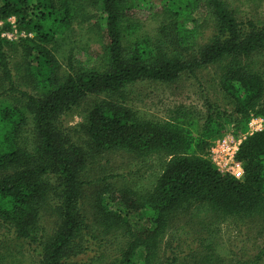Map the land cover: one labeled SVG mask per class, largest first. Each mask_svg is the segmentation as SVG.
Here are the masks:
<instances>
[{"label": "trees", "instance_id": "1", "mask_svg": "<svg viewBox=\"0 0 264 264\" xmlns=\"http://www.w3.org/2000/svg\"><path fill=\"white\" fill-rule=\"evenodd\" d=\"M257 2L264 4L165 0L160 26L140 35L134 0H0V34L13 18L24 35L18 42L0 36V230L38 245L33 264H73L88 239L108 237L124 242L108 264H179V246L169 243L165 253L163 245L167 234L172 241L188 235L176 218L264 221V127L238 147L240 180L207 157L224 126L245 132L251 117L264 119V14L242 9ZM98 14L106 41L95 62L78 64L73 26L96 25ZM209 66L219 72L229 112L206 101L201 117L178 106L154 120L130 104L138 84H173ZM112 153L140 163L155 156L160 173L141 191L116 186L118 176L101 162ZM49 212L56 217L46 232L40 223ZM130 213L141 227L133 228ZM201 245V264H220L229 253L212 231ZM261 260L264 247L251 264Z\"/></svg>", "mask_w": 264, "mask_h": 264}, {"label": "rangeland", "instance_id": "2", "mask_svg": "<svg viewBox=\"0 0 264 264\" xmlns=\"http://www.w3.org/2000/svg\"><path fill=\"white\" fill-rule=\"evenodd\" d=\"M134 2L136 5L131 10V17L138 20L141 24L139 34L152 35L164 18L162 4L165 0H134ZM242 9L252 15L264 14V4H260L259 2H257V4H251L249 7H243ZM195 17L199 19V17L202 18L203 16L198 14ZM95 19L97 22L96 25L86 27V25L79 26L75 23L73 26V36L76 41L74 60L78 64L89 65L91 62H95L101 50L99 43L106 41L103 16L99 15V17ZM8 22L9 30L14 28L20 35L21 33L18 32L15 27L14 19L10 18ZM209 35V30L203 31V38ZM20 38L24 37H18L14 42H18ZM15 54L19 59L17 53ZM218 75L219 72L217 68H210L209 66L207 69L200 70L194 78L184 77L173 84H138L132 88V93L129 96L132 100L130 104L142 115L154 120L169 119L172 111L178 106L193 110L196 114H199L198 117H201L205 112L206 101L216 103L229 112L230 108L224 105L225 101L218 86ZM86 105L88 106V104L81 106L78 110L72 112L70 117H67L68 126H76L79 122L78 112L81 111V109H85ZM245 126V132H242L240 127L236 128L233 124L224 126L220 132V136L216 137V139L222 135L233 134L235 138L243 141L245 137L264 127V119L260 117H251ZM104 157L108 158H106L107 161H105L106 159L101 160L105 165L104 169H107L108 173L112 172V175L118 176V180L115 179L113 181L116 186L126 184L132 189L135 188L141 191L150 188L160 173V164L155 156L145 159L142 163L134 162L120 153L106 154ZM207 157L209 159V154ZM211 164L218 172L224 174V171H220V166L212 162ZM48 202L53 206L57 203V200L53 197H49ZM44 217L45 219L43 218L40 224L45 226L47 232V229H49L48 226H50L47 224L55 219L56 214L54 212H49L46 213ZM128 220H130L133 228L143 225V221L138 219L136 213H130L128 215ZM175 220L176 221L173 223L174 226H185L184 229L188 235L182 236V238H178L176 241H172L167 234V236H164L163 245L165 253L169 251L166 248L169 243L176 251L177 246H179L178 250L180 253L177 254L179 257V264H201L198 259V257H200L199 254L204 251L201 242L209 231H212L217 240L223 243L224 247L229 250L228 255L223 258L220 264H251L258 256L260 250L264 247V221L262 220L227 217L223 222L209 221L207 223H200L195 219L182 216H180L178 220L177 218ZM205 226L208 229H205ZM3 233L6 234V232L0 230V234ZM11 234H6V236L3 237L6 242L4 246L0 248L2 254L0 264H33V262L38 261V256L36 254L38 245H27L25 241L17 237L16 239ZM88 240L87 251L71 259V263L108 264V262L118 255L119 245L124 243L122 239L118 237H108L107 239H98L95 241L91 239ZM258 263L264 264V260Z\"/></svg>", "mask_w": 264, "mask_h": 264}, {"label": "built area", "instance_id": "3", "mask_svg": "<svg viewBox=\"0 0 264 264\" xmlns=\"http://www.w3.org/2000/svg\"><path fill=\"white\" fill-rule=\"evenodd\" d=\"M1 26L2 23L0 22V30ZM0 36L7 41H16L18 37H24L23 34L19 35L14 28L10 32L3 31ZM241 142L233 134L222 135L211 142L208 151L210 162L220 166V171H224V174H228L236 180H240L243 176V170L235 160Z\"/></svg>", "mask_w": 264, "mask_h": 264}]
</instances>
